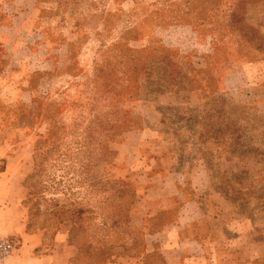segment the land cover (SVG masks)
Instances as JSON below:
<instances>
[{
	"label": "rangeland",
	"instance_id": "rangeland-1",
	"mask_svg": "<svg viewBox=\"0 0 264 264\" xmlns=\"http://www.w3.org/2000/svg\"><path fill=\"white\" fill-rule=\"evenodd\" d=\"M260 1L0 0V200L47 238L72 225L75 264L141 255L165 218L133 226L117 146L161 119L176 167L207 171L198 240L264 264Z\"/></svg>",
	"mask_w": 264,
	"mask_h": 264
},
{
	"label": "crops",
	"instance_id": "crops-1",
	"mask_svg": "<svg viewBox=\"0 0 264 264\" xmlns=\"http://www.w3.org/2000/svg\"><path fill=\"white\" fill-rule=\"evenodd\" d=\"M247 11V21L264 35V0L248 5ZM160 121L147 120L142 128L123 133L116 157L118 162L126 163L123 173L131 175V187L138 194L129 211L133 226L140 207L139 227L146 220L165 219L157 228L144 233L141 255L107 264H150L147 258L154 253L160 255L162 264H253L255 259L239 260L232 253L221 255L216 243L198 240L194 229L205 218L201 192L207 171L202 166L192 171L176 167ZM128 145L133 158L126 155ZM170 148L173 150L172 145ZM1 199L6 201V197ZM3 201L0 200V235L15 243L4 264H74L77 252L68 240L67 228L57 231L51 239L42 229L29 231L16 197L6 206Z\"/></svg>",
	"mask_w": 264,
	"mask_h": 264
},
{
	"label": "built area",
	"instance_id": "built-area-1",
	"mask_svg": "<svg viewBox=\"0 0 264 264\" xmlns=\"http://www.w3.org/2000/svg\"><path fill=\"white\" fill-rule=\"evenodd\" d=\"M14 244L12 240L0 235V264H4L11 257L14 251Z\"/></svg>",
	"mask_w": 264,
	"mask_h": 264
},
{
	"label": "trees",
	"instance_id": "trees-1",
	"mask_svg": "<svg viewBox=\"0 0 264 264\" xmlns=\"http://www.w3.org/2000/svg\"><path fill=\"white\" fill-rule=\"evenodd\" d=\"M109 131H112L111 129L109 130ZM36 153H37V149H35V156H36ZM36 161V160H35ZM26 218H27V229H28V223H29V217H28V214H27V216H26ZM71 220V222L73 223V218H71L70 219ZM74 224V223H73ZM71 227H72V225H71ZM71 227H68L67 229H68V240H69V242L73 245L74 244V241H73V236H72V233H71V231H70V228ZM36 229H42V230H44L45 232H46V230L44 229V228H36ZM29 231H32V230H35V229H28ZM57 231H59V229H57V230H55L54 231V233H52V236L57 232ZM46 234H47V232H46ZM52 236L50 235V238L49 239H51L52 238ZM11 240V239H10ZM14 244V246H15V243H13ZM75 264V263H74Z\"/></svg>",
	"mask_w": 264,
	"mask_h": 264
}]
</instances>
